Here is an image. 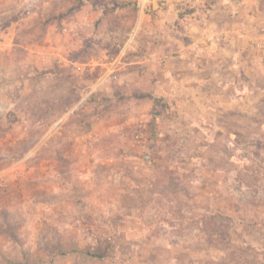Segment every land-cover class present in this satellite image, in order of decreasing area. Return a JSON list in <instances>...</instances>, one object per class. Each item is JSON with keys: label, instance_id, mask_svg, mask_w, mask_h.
Returning <instances> with one entry per match:
<instances>
[{"label": "rangeland", "instance_id": "1", "mask_svg": "<svg viewBox=\"0 0 264 264\" xmlns=\"http://www.w3.org/2000/svg\"><path fill=\"white\" fill-rule=\"evenodd\" d=\"M194 3L0 0V264H264V105L166 94Z\"/></svg>", "mask_w": 264, "mask_h": 264}, {"label": "crops", "instance_id": "2", "mask_svg": "<svg viewBox=\"0 0 264 264\" xmlns=\"http://www.w3.org/2000/svg\"><path fill=\"white\" fill-rule=\"evenodd\" d=\"M194 7L187 21L188 16L178 19L169 16L161 21L168 35L175 31V25L184 24L185 32H178L188 34L191 39L164 54L168 60L174 58L177 62L175 66L167 64L168 75L172 72L170 85L176 86L168 89V98L188 104L208 103L217 109L221 106L222 112L229 103H242L245 114L256 113L264 105V49L256 51L252 41L264 37V0H195ZM241 77L243 80L238 81ZM230 88L244 95L230 100L225 97ZM218 116L222 115H211L207 127L225 130ZM245 116L256 126L247 120L245 131L252 127L264 132L261 115Z\"/></svg>", "mask_w": 264, "mask_h": 264}, {"label": "built area", "instance_id": "3", "mask_svg": "<svg viewBox=\"0 0 264 264\" xmlns=\"http://www.w3.org/2000/svg\"><path fill=\"white\" fill-rule=\"evenodd\" d=\"M253 43H254L255 47H257L259 49H264V37L259 36V37L254 38ZM79 68H81V67H79Z\"/></svg>", "mask_w": 264, "mask_h": 264}]
</instances>
